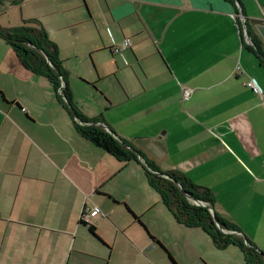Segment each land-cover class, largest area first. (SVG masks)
Listing matches in <instances>:
<instances>
[{"label": "crops", "instance_id": "0c3cea01", "mask_svg": "<svg viewBox=\"0 0 264 264\" xmlns=\"http://www.w3.org/2000/svg\"><path fill=\"white\" fill-rule=\"evenodd\" d=\"M238 1L0 0V27L38 19L65 71L110 53L119 103L136 107L95 125L208 188L212 211L264 252V67L243 26L264 24V0ZM124 38L131 46L113 53ZM160 202L140 163L77 133L50 82L0 38V264H211L209 236ZM92 206L104 216L82 224Z\"/></svg>", "mask_w": 264, "mask_h": 264}, {"label": "trees", "instance_id": "16d2710c", "mask_svg": "<svg viewBox=\"0 0 264 264\" xmlns=\"http://www.w3.org/2000/svg\"><path fill=\"white\" fill-rule=\"evenodd\" d=\"M228 1L233 3V0ZM234 1L242 7L238 0ZM235 10L238 12L237 6ZM252 23H249L247 19L244 21L246 36L253 45L252 47L248 45V48L261 61L263 60L264 67V52L260 50L257 33ZM0 38L10 45L18 60L27 70L44 76L50 82L59 102L72 116L73 126L77 133L119 161L135 160L140 163L148 184L158 193L162 204L176 222L188 228L201 229L209 236L214 247L219 250L228 245L237 247L242 253L245 264H264V252L254 246L236 225L223 220L211 210L213 194L208 188L193 183L181 173L158 171L154 162L140 151L133 148L126 149L111 132L95 125L98 119H88L80 113L71 101L67 89L66 71L58 56L56 45L48 38L46 30L38 19L22 20L20 25L14 27H0ZM67 103L72 106L76 113L75 117ZM195 201H201L204 204H196ZM80 222L87 224L82 220ZM90 229L93 230V226H90Z\"/></svg>", "mask_w": 264, "mask_h": 264}, {"label": "rangeland", "instance_id": "374dc122", "mask_svg": "<svg viewBox=\"0 0 264 264\" xmlns=\"http://www.w3.org/2000/svg\"><path fill=\"white\" fill-rule=\"evenodd\" d=\"M109 58H111L110 53H100L91 58L87 56L82 64L78 60L65 63L69 68L66 71L67 89L71 101L77 104L78 110L86 118L99 119L106 117L117 119L120 122L124 110L126 112L133 111L136 102L119 103L123 100L124 91L119 79H117L119 77L111 75L115 68H113L114 64H111L112 61ZM117 73L122 76L128 71L119 69ZM69 81L71 82V89L68 87ZM116 103H119V105L116 106ZM129 126L131 125L128 122L124 125L127 128ZM124 173H126V170L121 175ZM207 239H209L208 247L203 245L200 249L206 254L207 260L211 264H245L242 253L237 248L219 251L212 246L211 239L209 237ZM233 253L238 255L239 260L231 257Z\"/></svg>", "mask_w": 264, "mask_h": 264}, {"label": "built area", "instance_id": "2783aa9c", "mask_svg": "<svg viewBox=\"0 0 264 264\" xmlns=\"http://www.w3.org/2000/svg\"><path fill=\"white\" fill-rule=\"evenodd\" d=\"M131 46V40L129 38H124L119 46L112 47L113 53H119L128 47ZM236 73L240 74L241 69L237 66L236 67ZM255 94H260L261 90L256 81L253 78H250L245 83ZM191 94V89L189 88H183L182 89V99L188 100ZM196 204L203 205L204 203L201 201H195ZM98 216H104L99 207L92 206V207H85L82 210L81 214V220L85 223H90L91 219Z\"/></svg>", "mask_w": 264, "mask_h": 264}, {"label": "water", "instance_id": "95a60500", "mask_svg": "<svg viewBox=\"0 0 264 264\" xmlns=\"http://www.w3.org/2000/svg\"><path fill=\"white\" fill-rule=\"evenodd\" d=\"M237 6H238V4H237ZM243 26H244V24H243ZM255 30L258 33V35L261 37V39L263 40V42H264V24H256L255 25ZM247 38L249 39V37H247ZM67 106H68L69 110L71 111V113L73 114V116L75 117L76 116V113L73 111V108L70 105V103H67ZM211 210H212V208H211ZM215 221H217V219H215Z\"/></svg>", "mask_w": 264, "mask_h": 264}]
</instances>
